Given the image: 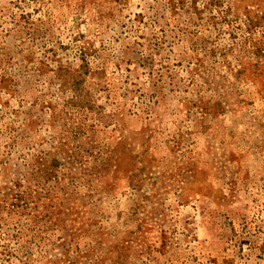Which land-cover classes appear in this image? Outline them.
Here are the masks:
<instances>
[{"label": "rangeland", "instance_id": "1", "mask_svg": "<svg viewBox=\"0 0 264 264\" xmlns=\"http://www.w3.org/2000/svg\"><path fill=\"white\" fill-rule=\"evenodd\" d=\"M0 264H264V0H0Z\"/></svg>", "mask_w": 264, "mask_h": 264}, {"label": "trees", "instance_id": "2", "mask_svg": "<svg viewBox=\"0 0 264 264\" xmlns=\"http://www.w3.org/2000/svg\"><path fill=\"white\" fill-rule=\"evenodd\" d=\"M22 197H23V196H22L21 193H17L16 196H15L16 200H19V199L22 198Z\"/></svg>", "mask_w": 264, "mask_h": 264}]
</instances>
